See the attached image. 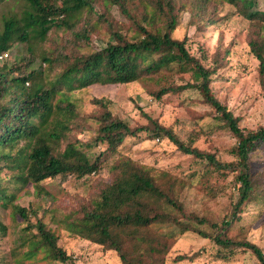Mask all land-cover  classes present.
Segmentation results:
<instances>
[{
	"label": "trees",
	"instance_id": "16d2710c",
	"mask_svg": "<svg viewBox=\"0 0 264 264\" xmlns=\"http://www.w3.org/2000/svg\"><path fill=\"white\" fill-rule=\"evenodd\" d=\"M1 1V0H0ZM27 7L20 17L3 20L0 29V55L9 51L16 40L29 38L44 40L51 28L73 29L83 13L91 12L95 0H24ZM210 0H147L152 11L143 16V24L133 20L136 35L128 38L119 31H112L113 40L106 41L99 49L80 53L64 61L42 55L46 69L29 68L31 58L24 66L0 65V158L18 168L17 178L29 182L34 188L44 180L56 176L73 175L81 178L100 169L103 152L91 161L85 149L95 143H104L105 150L114 151L125 137L147 132L164 136L178 150L203 161L206 168L231 181L236 188L230 202L229 213L220 220H212L187 211L178 198L181 186L164 171L138 164L129 157H117L111 166L112 179L104 184L98 194L79 209L64 213L55 222L68 233L77 235L117 253L120 264H165L170 247V236L157 230L159 225H170L183 233L193 232L209 238L225 258L237 250H249L264 264V253L254 242L229 235L232 226L242 218L243 208L253 202L264 201V191L255 185L252 163L257 152L264 151V127L245 129L239 118L213 93L210 83L214 69L205 66L188 47V36L173 37L181 6L189 5L192 14L204 12L203 3ZM232 5L238 14L261 22L264 29V8L252 10L255 0H220ZM114 5L127 16L128 0H102ZM264 3V0H263ZM209 22L213 19L207 18ZM203 20V19H201ZM77 34H79L77 32ZM80 34L84 36L85 30ZM250 52L258 60V79L264 92V37H252ZM59 63L55 69L54 62ZM189 72L190 80L181 84L172 82L150 91L156 99L167 93L178 95L186 89H195L202 101L210 106L216 119L229 129L234 143L229 148L230 159H221L214 153L201 150L184 142L170 126L147 117V123L130 126L125 120L104 108L97 117L98 126L93 141L67 142L64 150L54 151L70 130L69 124L60 123L61 117L76 113L71 93L92 84L128 83L150 78L158 80L167 73ZM15 72V73H14ZM44 75L36 80L37 76ZM30 82V83H29ZM55 99V100H53ZM54 118V121L50 119ZM51 121V123L49 122ZM26 139L24 149L9 153L18 141ZM19 156V159H17ZM159 173V174H158ZM264 181V176H259ZM1 185V183H0ZM0 186V198H4ZM12 212L24 222L19 236L14 262L33 260L41 253L50 261L77 264L59 244L54 230L38 216L34 205H12ZM6 227L0 223V234ZM15 250L14 248L12 251ZM14 258V252L11 253ZM187 253L177 254L174 260L188 258ZM21 260V261H19Z\"/></svg>",
	"mask_w": 264,
	"mask_h": 264
},
{
	"label": "rangeland",
	"instance_id": "374dc122",
	"mask_svg": "<svg viewBox=\"0 0 264 264\" xmlns=\"http://www.w3.org/2000/svg\"><path fill=\"white\" fill-rule=\"evenodd\" d=\"M186 4L189 0H180ZM189 5L181 6L178 23L173 37L188 36L189 50L205 66L214 69L211 76V89L214 95L239 118L242 128L264 127V92L258 79V60L250 52L248 41L258 36L264 37V29L259 21L237 13L236 9L223 1L210 0L203 3L204 12L192 14ZM28 8L24 0L0 1V29L8 17H20ZM128 14L121 13L114 5H105L102 0L94 1L91 12L83 13L73 29L51 28L44 40L29 38L16 40L9 51L0 57V65L12 66L27 64L36 71L46 69L41 56L47 53L54 59L64 61L80 53H88L106 41L113 40L112 31H119L128 38L136 35L133 20L144 23L143 16L152 11L147 0H128ZM264 8L263 0H255L252 10ZM207 18L213 19L209 22ZM203 19V20H201ZM85 30L84 36L80 34ZM77 32L79 34H77ZM55 69L59 63L54 62ZM15 73V72H14ZM44 80V75L36 80ZM190 80L189 72L167 73L159 81L143 78L128 83L92 84L71 93L76 109L73 117H61L54 113L60 123L69 124L70 130L54 151L61 152L67 142L90 143L96 134L97 117L104 108L128 122L130 126L147 123V117L157 119L186 143L201 150L214 153L221 159H230V146L234 137L222 122L216 119L208 104L200 98L195 89H186L180 94L167 93L156 99L150 91L160 85L172 82L181 84ZM30 83V82H29ZM55 100V99H53ZM54 121V118L50 119ZM51 121H49L51 123ZM26 139H21L9 149H24ZM85 149L86 159L93 160L103 152L100 169L81 178L73 175L56 176L39 183L35 188L17 178L18 168L0 158V183L5 197L0 198V223L6 227L0 234V264H17L15 256L20 254L19 236L29 234L22 231L24 226L20 216L12 212L13 204L34 205L38 216L57 234L58 244L77 264H120L117 253L102 245L68 233L55 220L64 213L79 209L95 197L99 190L113 176L111 166L117 157L125 156L138 164L164 171L181 186L178 198L187 211L206 216L212 220L224 218L230 211V202L235 198L236 188L231 175L226 178L206 168L203 161L183 153L164 136L141 132L137 136L125 137L114 151L105 150L104 143L92 144ZM253 159V175L258 190L264 191V151L257 152ZM19 159V156H17ZM159 174V173H158ZM158 231L169 235L170 247L165 264H256V257L249 250H237L232 255L220 256L218 247L209 239L193 232H179L170 225H159ZM235 238L244 237L256 243L264 253V201L253 202L243 208L242 218L229 230ZM15 249L12 251V249ZM14 252V258L11 253ZM187 253L188 258L174 260L175 255ZM21 261V260H19ZM22 264H69L50 261L39 253L33 260Z\"/></svg>",
	"mask_w": 264,
	"mask_h": 264
},
{
	"label": "built area",
	"instance_id": "2783aa9c",
	"mask_svg": "<svg viewBox=\"0 0 264 264\" xmlns=\"http://www.w3.org/2000/svg\"><path fill=\"white\" fill-rule=\"evenodd\" d=\"M0 57H1V55H0Z\"/></svg>",
	"mask_w": 264,
	"mask_h": 264
}]
</instances>
